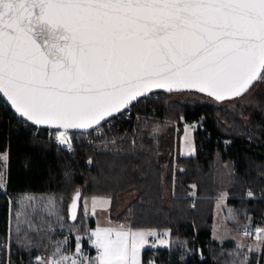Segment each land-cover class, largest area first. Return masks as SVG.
<instances>
[{"label":"snow or ice","instance_id":"obj_1","mask_svg":"<svg viewBox=\"0 0 264 264\" xmlns=\"http://www.w3.org/2000/svg\"><path fill=\"white\" fill-rule=\"evenodd\" d=\"M258 80H264V0H0V94L19 116L55 128L62 145L71 146L69 129H91L153 89L195 90L221 101ZM81 196L76 189L68 205L73 221ZM54 203L49 198L45 205L49 215L56 214ZM110 203L91 198L93 212ZM36 204L31 196L20 201L18 232L20 224L39 231L21 220ZM256 231L264 243V229ZM244 234L251 235L247 227ZM166 235L97 227L88 237L95 257L82 254L77 235L75 252L61 254L65 237L34 264H141L148 238H156V247L167 244L160 238Z\"/></svg>","mask_w":264,"mask_h":264},{"label":"trees","instance_id":"obj_2","mask_svg":"<svg viewBox=\"0 0 264 264\" xmlns=\"http://www.w3.org/2000/svg\"><path fill=\"white\" fill-rule=\"evenodd\" d=\"M183 92L204 101L170 97ZM127 110L129 117L120 113L100 125L98 136L68 132L69 147L52 141L57 130L31 125L0 98V155L7 153V160H0L5 181L0 188V264H34L36 256L51 255L65 237L61 254L72 252L75 236L93 225L88 216L77 223L80 204L77 219L69 220L76 189L82 196H109L112 205L119 195L136 192L117 219L132 228L167 229L170 236L169 246L143 248L142 264H262L264 247L254 251L232 239L219 242L212 218L217 199L226 193L230 224L264 223V80L235 99L158 91ZM185 123L194 139L189 155L174 149L175 135ZM24 193L49 194L60 202L76 234L44 224L36 227L38 232L27 227L18 232L12 221L14 199ZM84 253L92 255L93 248Z\"/></svg>","mask_w":264,"mask_h":264},{"label":"rangeland","instance_id":"obj_3","mask_svg":"<svg viewBox=\"0 0 264 264\" xmlns=\"http://www.w3.org/2000/svg\"><path fill=\"white\" fill-rule=\"evenodd\" d=\"M172 99H176L178 101L184 102V103H194L197 101H204V97L202 96H198L197 94H194L192 92H183V93H173L170 96ZM156 133V132H153ZM175 142H174V149H178L180 154L183 155H189L191 153H193L194 151V139H193V135H192V128L191 125L189 123H185L182 131L179 133V135H175ZM24 196H31L34 197L37 201L36 204V211L35 213L32 212L31 210V206L29 205V207L26 209L28 215L27 217L22 216L21 220L24 219H28L31 221V223H33L36 227L39 226H43L41 224L47 225V227L50 225L51 228L54 227V229H60V230H64L66 232H72L74 234H76L77 231V227L76 226H72L69 225L65 222V217L62 213V209L63 206L60 202H58L57 200H55L51 195L49 194H36V193H24V194H20L18 196L15 197V202L17 204L16 209L14 210V214H13V223L15 225V227H17V219H16V212L20 211V201L22 200V198ZM97 197H106V198H110L108 196H97ZM226 197L221 198V196L219 197V199H217L216 201V205H215V209H214V215H213V222H212V232L213 235L215 237H217L218 239H222L224 238L223 235H227L230 238L234 239L237 243V246L239 247H243L246 248L247 247H251L254 248L256 250H259L261 247V242L258 241L255 237L249 236V235H242L239 234V228L242 227L244 224H251L250 222H245V223H241V224H230L229 225V216L227 214V207L225 205V200ZM51 198L54 200V206H49V207H54L55 210V215H49L47 211H45V205L47 204L48 199ZM91 198L92 196H82L81 200H80V214L78 216V222L80 223L82 222L83 218H85V216H87L88 214H91L94 219L96 220V224L95 225H87L85 227V230L82 231V234H80L79 236H83L85 238V246L81 247L82 248V254L84 256H88V257H95L97 255L96 254H92V255H87L84 252H87L89 248H93L89 242L88 237L91 234V231L95 230L97 227H102L104 228L106 222H107V212H110V207L105 206L103 208L101 207H97L95 212H93L92 207H91ZM85 201H87V206H88V211L87 214L85 213L84 210V206H85ZM107 211V212H106ZM91 219V217L88 216V220ZM264 219V217H263ZM228 222V223H227ZM253 225H258L261 227V229H264V226L260 225V224H253ZM20 227H27L26 224H20ZM133 229H140V228H133ZM147 229V228H145ZM156 229L158 233H163L165 231H167L168 235L166 236H161L160 238L164 239L167 241L166 245H159L157 244L156 247L158 246H169L170 245V236H169V231L167 229H157V228H153ZM77 236V235H76ZM75 236V237H76ZM94 239V238H93ZM149 243L147 245L144 246L145 247H152L151 244L153 242H155L156 238L153 237H149L148 238ZM249 241H253V243H248ZM6 243H9V239L6 238ZM5 243V244H6ZM6 244V245H7ZM246 246V247H245ZM8 247V245H7ZM264 247V246H262ZM143 249V248H142ZM142 249L140 252V261L142 264ZM262 264H264V252L262 255Z\"/></svg>","mask_w":264,"mask_h":264},{"label":"crops","instance_id":"obj_4","mask_svg":"<svg viewBox=\"0 0 264 264\" xmlns=\"http://www.w3.org/2000/svg\"><path fill=\"white\" fill-rule=\"evenodd\" d=\"M136 195V192L135 191H133V190H131V191H128V192H126V193H124V194H122V195H119L118 196V198H117V201L112 205V200H111V203H110V205H109V207H110V212H107L106 213V215H107V222H106V224H105V226H104V228H117L119 225H125L126 227H128V225H126V223L124 222V223H122V222H120V220H118L117 219V217H116V215L120 212V211H122L127 205H128V203L130 202V200L134 197ZM93 197V196H92ZM109 197V196H108ZM111 199V198H110ZM219 199V198H218ZM90 203H91V201H90ZM216 205V204H215ZM215 209V208H214ZM213 215H214V213H213ZM87 216H89V217H92L93 218V225H95L96 224V220L94 219V217L91 215V214H88ZM86 216V217H87ZM212 222H213V218H212ZM228 223V222H227ZM229 225H230V223H229ZM260 225H262V226H264V223H262V224H260ZM241 228V227H240ZM239 228V229H240ZM212 234H213V232H212ZM240 234V233H239ZM214 236V235H213ZM224 236V238H222V239H218L217 237H215L219 242H223L224 240H226V239H232V238H230L229 236H225V235H223ZM252 238V237H251ZM232 240H234V239H232ZM235 241V240H234ZM235 243H237L236 241H235ZM248 243H253V241H249ZM262 246H263V243H261V247H260V249L259 250H256V249H254V248H251V247H247V249H249V250H254V251H260L261 250V248H262ZM246 247V246H245Z\"/></svg>","mask_w":264,"mask_h":264},{"label":"water","instance_id":"obj_5","mask_svg":"<svg viewBox=\"0 0 264 264\" xmlns=\"http://www.w3.org/2000/svg\"><path fill=\"white\" fill-rule=\"evenodd\" d=\"M256 82H254V84H255ZM253 84V85H254ZM252 85V86H253ZM251 86V87H252ZM250 87V88H251ZM158 91H163V92H168V91H166V90H164V89H153L150 93H153V92H158ZM183 91H194V92H197V91H195V90H183ZM172 92H178V91H172ZM247 92V91H246ZM245 92V93H246ZM150 93H148V94H150ZM168 93H171V92H168ZM198 93H200V92H198ZM147 94V95H148ZM202 94H204V95H206V96H208L207 94H205V93H202ZM146 95V96H147ZM243 95V94H242ZM241 95V96H242ZM0 97L5 101V103L7 104V106L17 115V116H19L16 112H15V110L13 109V107L11 106V104H10V102H8L7 101V99L6 98H4L3 97V95L2 94H0ZM143 97H145V96H143ZM210 97V96H209ZM240 97V96H239ZM140 98H142V97H140ZM140 98H138L137 99V101L140 99ZM211 98H213V97H211ZM235 98H237V97H234V98H231V99H235ZM214 99V98H213ZM225 100H230V99H225ZM137 101H134V102H132V104H130L129 105V107L131 106V105H133L134 103H136ZM217 101V100H216ZM221 101H224V100H221ZM128 107V108H129ZM124 110H126V109H124ZM124 110H122L120 113H122ZM120 113H116V114H114L112 117H114V116H116V115H118V114H120ZM20 118H22V119H24L25 121H27L28 123H30L31 125H34V126H36V127H39V128H47V129H50V130H56L55 128H50V127H48V126H46V125H40V126H37V125H35V124H33L31 121H28V120H26V118H23V117H21V116H19ZM112 117H108V118H106L104 121H101L100 122V124L99 125H101V124H103V123H105L107 120H109L110 118H112ZM99 125H94L91 129H87V130H82V129H69L68 130V132H87V131H90V130H92V129H94L95 127H97V126H99ZM75 193V192H74ZM73 193V194H74ZM71 203V200H70V202H69V204ZM68 204V205H69ZM79 204H80V201L78 202V209H79ZM78 209H77V213H78ZM69 220L71 221V222H73V220H71L70 218H69Z\"/></svg>","mask_w":264,"mask_h":264},{"label":"built area","instance_id":"obj_6","mask_svg":"<svg viewBox=\"0 0 264 264\" xmlns=\"http://www.w3.org/2000/svg\"><path fill=\"white\" fill-rule=\"evenodd\" d=\"M0 98H1V97H0ZM122 113H123V115H124L125 117H129L130 112H129L127 109H126L125 111H123ZM110 119H111V118H110ZM107 121H108V120H107ZM107 121H106V122H107ZM194 123L196 124L197 122L195 121ZM91 132H92V136H98V135L101 134V132H102V127H101V126H97V127H95L94 129H92ZM92 140H93V138H92ZM52 141H53L54 143L60 144V143L57 142L55 134L52 135ZM245 227H247L248 231L251 233V235H249V236H251V237H255V236H257L258 233H257L256 230H257V229H261V227L258 226V225L244 224V225L239 229V233H240V234L245 235V234H244V232H245ZM93 251L97 252L95 248H93ZM73 252H75V249H74L72 252H70V253H73ZM70 253H69V254H70ZM69 254H68V255H69Z\"/></svg>","mask_w":264,"mask_h":264},{"label":"bare ground","instance_id":"obj_7","mask_svg":"<svg viewBox=\"0 0 264 264\" xmlns=\"http://www.w3.org/2000/svg\"><path fill=\"white\" fill-rule=\"evenodd\" d=\"M97 252L93 251V254H96Z\"/></svg>","mask_w":264,"mask_h":264}]
</instances>
